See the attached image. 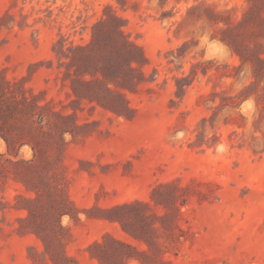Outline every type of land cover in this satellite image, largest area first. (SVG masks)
<instances>
[{
	"label": "rangeland",
	"instance_id": "rangeland-1",
	"mask_svg": "<svg viewBox=\"0 0 264 264\" xmlns=\"http://www.w3.org/2000/svg\"><path fill=\"white\" fill-rule=\"evenodd\" d=\"M0 264H264V0H0Z\"/></svg>",
	"mask_w": 264,
	"mask_h": 264
}]
</instances>
